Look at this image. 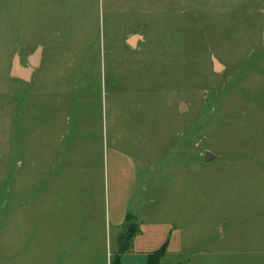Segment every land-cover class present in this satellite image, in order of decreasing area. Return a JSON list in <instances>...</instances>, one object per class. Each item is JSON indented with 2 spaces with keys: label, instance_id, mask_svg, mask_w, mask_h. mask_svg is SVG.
<instances>
[{
  "label": "rangeland",
  "instance_id": "obj_1",
  "mask_svg": "<svg viewBox=\"0 0 264 264\" xmlns=\"http://www.w3.org/2000/svg\"><path fill=\"white\" fill-rule=\"evenodd\" d=\"M42 183L89 184L99 230L104 183H138L132 214L176 239L159 264H264V0H0V264L86 238L29 211Z\"/></svg>",
  "mask_w": 264,
  "mask_h": 264
},
{
  "label": "crops",
  "instance_id": "obj_2",
  "mask_svg": "<svg viewBox=\"0 0 264 264\" xmlns=\"http://www.w3.org/2000/svg\"><path fill=\"white\" fill-rule=\"evenodd\" d=\"M123 169L126 170L127 168ZM123 174L130 176L131 170L123 171ZM85 184L42 183L41 186L39 185L41 190L39 192L34 190L33 196H29V211L31 213L33 211L41 213L40 208L36 207L39 203L38 206L42 207L45 227L48 226L47 219L52 216L51 214L59 213L60 227L54 230V234L66 237L67 242L77 239L76 232H79L78 228L74 229V233L72 229L70 230L72 221H76V219L79 221L78 226H80L81 231L84 226V217L91 218L92 226L87 231L86 238L82 237V244L78 247L80 248L78 252L75 251L76 254L74 255L71 253L73 250H63V260L61 263L57 262V264H74L70 260L77 257H79L78 263L80 264H111V248L115 242V236L118 234L119 239L126 215L129 213L133 215L131 201L133 195L138 191V183H104L103 221L99 225V228L103 227V229L99 230L98 225H96L97 221L93 218L96 214L95 205L97 203H95L94 195L91 193V187L88 186L89 184ZM41 194L42 204L39 202ZM135 219L138 221L139 233L133 238L130 250L121 256V263L123 256L145 258L147 261L148 255L161 249L165 244L167 246L166 254L174 251L175 246L177 248V244L174 242L176 241L174 232L168 225L157 222H144L141 218L136 217ZM44 229L47 231V228ZM103 230H105V236ZM146 261L141 264H145Z\"/></svg>",
  "mask_w": 264,
  "mask_h": 264
},
{
  "label": "trees",
  "instance_id": "obj_3",
  "mask_svg": "<svg viewBox=\"0 0 264 264\" xmlns=\"http://www.w3.org/2000/svg\"><path fill=\"white\" fill-rule=\"evenodd\" d=\"M138 233L139 229L135 217L130 213L127 214L118 239V250L111 259V264H121V256L130 250L132 240ZM166 250L167 246L165 244L161 249L148 255L145 264H159V260L166 254Z\"/></svg>",
  "mask_w": 264,
  "mask_h": 264
},
{
  "label": "water",
  "instance_id": "obj_4",
  "mask_svg": "<svg viewBox=\"0 0 264 264\" xmlns=\"http://www.w3.org/2000/svg\"><path fill=\"white\" fill-rule=\"evenodd\" d=\"M29 62H30L29 65L23 66L20 63L18 54L16 53L12 60L10 76L13 79H17L23 82H29L32 74L39 67L40 48H38L35 54L29 59ZM214 64H215L216 70L219 71L220 66L217 64L216 61H214ZM203 158L206 163L216 160V158L210 152H205L203 155Z\"/></svg>",
  "mask_w": 264,
  "mask_h": 264
},
{
  "label": "bare ground",
  "instance_id": "obj_5",
  "mask_svg": "<svg viewBox=\"0 0 264 264\" xmlns=\"http://www.w3.org/2000/svg\"><path fill=\"white\" fill-rule=\"evenodd\" d=\"M130 42L133 44L134 40L132 39Z\"/></svg>",
  "mask_w": 264,
  "mask_h": 264
}]
</instances>
